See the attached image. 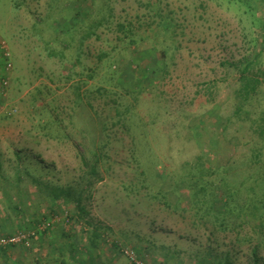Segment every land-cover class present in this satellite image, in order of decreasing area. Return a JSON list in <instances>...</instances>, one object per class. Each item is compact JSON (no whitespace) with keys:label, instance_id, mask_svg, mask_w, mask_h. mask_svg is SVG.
Returning <instances> with one entry per match:
<instances>
[{"label":"rangeland","instance_id":"374dc122","mask_svg":"<svg viewBox=\"0 0 264 264\" xmlns=\"http://www.w3.org/2000/svg\"><path fill=\"white\" fill-rule=\"evenodd\" d=\"M262 3L0 0V59L11 61L0 80V176L10 188L20 171L84 190V214L57 209L46 238L0 264H61L75 241L88 247L75 255L82 264L96 254L128 264L123 248L149 264H264V221L229 218L220 230L185 177L199 156L213 166L250 157L264 88L243 109L249 121L233 112L238 70L253 60L264 69ZM49 209L28 210L21 227Z\"/></svg>","mask_w":264,"mask_h":264},{"label":"trees","instance_id":"16d2710c","mask_svg":"<svg viewBox=\"0 0 264 264\" xmlns=\"http://www.w3.org/2000/svg\"><path fill=\"white\" fill-rule=\"evenodd\" d=\"M243 4L249 9L256 8L254 5L250 4V0H243ZM259 5L260 2L257 6ZM261 9H264V0ZM262 28L264 45V24L262 25ZM135 41L136 40H131L129 44H132V42ZM262 51L264 52V46L260 50V55L263 53ZM0 62L2 63L0 64V80L3 81L6 78L5 68L7 63L10 64L11 61L9 57L6 58L2 56ZM256 64L257 61L253 60L247 62L240 68V70H238L240 83L239 88L236 91V97L239 99L240 104L235 105L233 116L235 118L243 116L244 120L242 121H249L251 116L250 112L243 111V109L249 107L251 104L250 101L263 93L264 69H255ZM252 126L253 135H255L256 139L251 144L248 161L244 163H232L233 161L230 156L226 161H219L218 166H213L210 162L209 164L203 163L204 156H199L192 167L185 165V177L195 180V183L189 188V190L195 189V192L192 194L194 201L209 206L206 209L207 213L210 212L214 215V223L217 224L216 226H218L220 230L226 228L229 218L235 220L243 219L244 221L249 218L253 221H258V223L261 222V226L262 221H264V111H262L255 120H252ZM226 128L227 124L223 127V132ZM210 155H212V153ZM215 156L218 157L219 155L217 154ZM94 157L96 160L99 159L97 154H94ZM160 173L163 175L165 171ZM90 174L92 177H95L98 173L94 168H91ZM161 174H159L160 177ZM15 178L16 184L14 187L10 188L8 183L5 182V179L0 176V241H6L20 233L32 231L36 234L35 237L29 238L27 246L28 244L30 246V242L32 241H42L44 237L46 238L53 226L42 233L35 231L37 226L41 224L42 221L48 220L49 217H43L41 220L34 219L32 223L31 221L33 219L31 220L30 218H27L25 219L28 225H26V228H22L21 222L18 220L20 216H23L32 208L37 209L36 212H39L44 204L50 208V218L72 204L76 207L79 213L84 214V209L80 205L84 194L83 189L75 190L71 188H60L46 185L31 177L27 172L17 171ZM23 183H27L29 186L27 195H29L31 199L28 198V196L24 197L22 191H20V185ZM13 190H15V193ZM26 198L28 199V205L30 204V206H28L25 211L20 206ZM215 204L219 207L216 209L221 211H217L214 208ZM6 205L9 208V212L15 215L18 221V232L10 231L8 228V220H11V215L7 214L8 210L5 209ZM57 209L60 211L57 212ZM22 218L24 219L26 217L23 216ZM24 244L25 242L22 243V245H0V257H3L6 261L9 260L10 258L6 257L9 251L18 248L26 249L27 246ZM81 248L84 249L82 250ZM86 248L88 247L78 246V248H74L73 246L71 248L72 250L68 251L66 259L59 261V263L69 264L70 262L72 264H82L81 262L84 259L79 257L75 258V255H77V253L83 254V251ZM253 255L256 256L255 249L253 250ZM87 258L89 257H86L85 259ZM44 259L49 260L47 254L44 255ZM89 259L91 260H87L88 264H100V257L98 254ZM254 261L256 264L257 260L254 259Z\"/></svg>","mask_w":264,"mask_h":264},{"label":"built area","instance_id":"2783aa9c","mask_svg":"<svg viewBox=\"0 0 264 264\" xmlns=\"http://www.w3.org/2000/svg\"><path fill=\"white\" fill-rule=\"evenodd\" d=\"M1 48L5 49L4 43L1 44ZM4 57L8 58L9 55L6 53L3 54ZM11 70V64H7L5 71L9 72ZM5 80H3L1 83H4ZM54 217V216H53ZM52 220V217L48 220L42 221L41 224H39L36 228L35 232L42 233L45 230L51 228L52 224L57 220V217L55 216ZM35 234L33 231L32 232H26V233H20L14 237L9 238L6 241H0V245H22V243L25 242L24 245L27 246V241L29 240L30 237H35ZM121 253L124 256V258L128 261V264H149L146 260L141 259L137 253L132 249V248H123L121 249Z\"/></svg>","mask_w":264,"mask_h":264},{"label":"crops","instance_id":"0c3cea01","mask_svg":"<svg viewBox=\"0 0 264 264\" xmlns=\"http://www.w3.org/2000/svg\"><path fill=\"white\" fill-rule=\"evenodd\" d=\"M75 243H76V244L73 245V246H75V248H78V246H81V243H80V242L75 241ZM36 245H38V244H36ZM41 246H42V245H41ZM73 246H72V247H73ZM40 250H41V249H40V246H39V247L36 248L35 252L40 253ZM75 258H77V257H75ZM165 260H166V259H165ZM108 261H111V262H112L113 259L110 258ZM72 262H73V261H72ZM161 263H162V262H160L159 264H161ZM69 264H72V263H69ZM100 264H104V262L100 260ZM162 264H165V262L163 261Z\"/></svg>","mask_w":264,"mask_h":264}]
</instances>
